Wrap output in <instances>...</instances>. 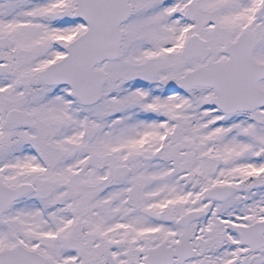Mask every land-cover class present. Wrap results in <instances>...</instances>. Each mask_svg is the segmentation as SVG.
<instances>
[{
  "label": "snow or ice",
  "instance_id": "6c2138e0",
  "mask_svg": "<svg viewBox=\"0 0 264 264\" xmlns=\"http://www.w3.org/2000/svg\"><path fill=\"white\" fill-rule=\"evenodd\" d=\"M0 264H264V0H0Z\"/></svg>",
  "mask_w": 264,
  "mask_h": 264
}]
</instances>
